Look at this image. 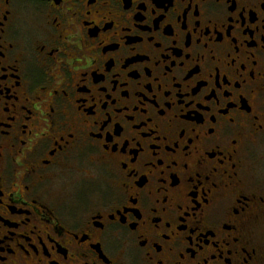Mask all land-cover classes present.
<instances>
[{"label": "flooded vegetation", "instance_id": "flooded-vegetation-1", "mask_svg": "<svg viewBox=\"0 0 264 264\" xmlns=\"http://www.w3.org/2000/svg\"><path fill=\"white\" fill-rule=\"evenodd\" d=\"M264 0H0V264H261Z\"/></svg>", "mask_w": 264, "mask_h": 264}, {"label": "rangeland", "instance_id": "rangeland-1", "mask_svg": "<svg viewBox=\"0 0 264 264\" xmlns=\"http://www.w3.org/2000/svg\"><path fill=\"white\" fill-rule=\"evenodd\" d=\"M257 236H258V240L260 241V245L263 247L264 249V222L261 225V227L259 228V230H257ZM261 264H264V258L261 262Z\"/></svg>", "mask_w": 264, "mask_h": 264}]
</instances>
